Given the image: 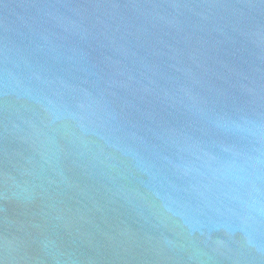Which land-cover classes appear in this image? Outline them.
I'll list each match as a JSON object with an SVG mask.
<instances>
[{
  "label": "water",
  "instance_id": "95a60500",
  "mask_svg": "<svg viewBox=\"0 0 264 264\" xmlns=\"http://www.w3.org/2000/svg\"><path fill=\"white\" fill-rule=\"evenodd\" d=\"M0 264H264V0H0Z\"/></svg>",
  "mask_w": 264,
  "mask_h": 264
}]
</instances>
